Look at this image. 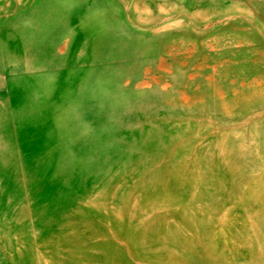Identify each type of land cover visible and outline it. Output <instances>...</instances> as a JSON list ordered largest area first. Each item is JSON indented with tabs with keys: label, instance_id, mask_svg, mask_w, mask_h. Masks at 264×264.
Returning a JSON list of instances; mask_svg holds the SVG:
<instances>
[{
	"label": "rangeland",
	"instance_id": "374dc122",
	"mask_svg": "<svg viewBox=\"0 0 264 264\" xmlns=\"http://www.w3.org/2000/svg\"><path fill=\"white\" fill-rule=\"evenodd\" d=\"M0 264H264V0H0Z\"/></svg>",
	"mask_w": 264,
	"mask_h": 264
}]
</instances>
